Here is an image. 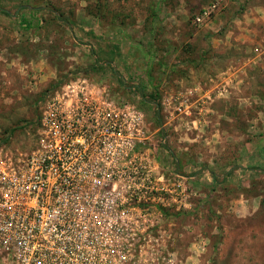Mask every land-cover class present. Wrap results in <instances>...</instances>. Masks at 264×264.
Segmentation results:
<instances>
[{
	"label": "rangeland",
	"instance_id": "1",
	"mask_svg": "<svg viewBox=\"0 0 264 264\" xmlns=\"http://www.w3.org/2000/svg\"><path fill=\"white\" fill-rule=\"evenodd\" d=\"M75 79L143 114L173 185L134 264H264V0H0V155Z\"/></svg>",
	"mask_w": 264,
	"mask_h": 264
},
{
	"label": "built area",
	"instance_id": "2",
	"mask_svg": "<svg viewBox=\"0 0 264 264\" xmlns=\"http://www.w3.org/2000/svg\"><path fill=\"white\" fill-rule=\"evenodd\" d=\"M147 132L139 110L86 79L48 97L31 147L0 155L1 260L134 264L174 205ZM179 196L185 198L183 188Z\"/></svg>",
	"mask_w": 264,
	"mask_h": 264
},
{
	"label": "trees",
	"instance_id": "3",
	"mask_svg": "<svg viewBox=\"0 0 264 264\" xmlns=\"http://www.w3.org/2000/svg\"><path fill=\"white\" fill-rule=\"evenodd\" d=\"M3 12L6 13V14H8L6 11H3ZM152 103L155 105V115H156L157 119L159 120V109H160V105L155 100H152Z\"/></svg>",
	"mask_w": 264,
	"mask_h": 264
}]
</instances>
